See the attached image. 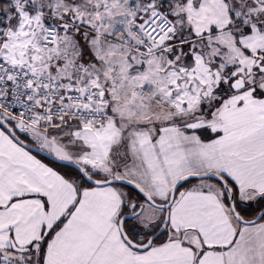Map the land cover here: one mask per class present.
<instances>
[{
	"label": "snow or ice",
	"instance_id": "1",
	"mask_svg": "<svg viewBox=\"0 0 264 264\" xmlns=\"http://www.w3.org/2000/svg\"><path fill=\"white\" fill-rule=\"evenodd\" d=\"M0 264H264V0H0Z\"/></svg>",
	"mask_w": 264,
	"mask_h": 264
}]
</instances>
